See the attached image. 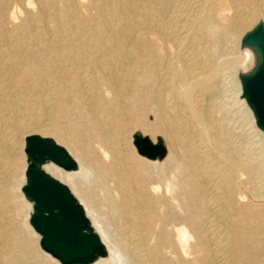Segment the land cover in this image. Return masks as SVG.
<instances>
[{
    "label": "bare ground",
    "instance_id": "6f19581e",
    "mask_svg": "<svg viewBox=\"0 0 264 264\" xmlns=\"http://www.w3.org/2000/svg\"><path fill=\"white\" fill-rule=\"evenodd\" d=\"M258 25L264 0H0V264L61 263L34 247L32 134L77 163L43 169L107 249L89 264H264V130L238 77Z\"/></svg>",
    "mask_w": 264,
    "mask_h": 264
},
{
    "label": "water",
    "instance_id": "95a60500",
    "mask_svg": "<svg viewBox=\"0 0 264 264\" xmlns=\"http://www.w3.org/2000/svg\"><path fill=\"white\" fill-rule=\"evenodd\" d=\"M243 43L258 48L260 61L256 68L241 76L242 95L247 100L259 128L264 130V26L258 25L246 34ZM138 151L149 158H162L166 147L162 141L153 144L135 134ZM27 167L22 187L33 202L30 224L40 234V247L62 264H89L107 254V249L93 230L84 208L67 185L43 169L53 162L66 170H75L76 161L54 139L32 134L25 138Z\"/></svg>",
    "mask_w": 264,
    "mask_h": 264
},
{
    "label": "rangeland",
    "instance_id": "374dc122",
    "mask_svg": "<svg viewBox=\"0 0 264 264\" xmlns=\"http://www.w3.org/2000/svg\"><path fill=\"white\" fill-rule=\"evenodd\" d=\"M246 33H249V30H247ZM242 46H243V44H242ZM243 48H245V47L243 46ZM238 77H241V74H239ZM236 89H237V87H236V85H235L234 90L236 91ZM242 96H243V95L241 94V95H240V98H242ZM135 134H140L139 130H137V132H135ZM25 137H26V136L23 137L24 148H25ZM43 137H49V138H52V137H50V136H43ZM157 139H158L159 141H162L161 136H157ZM24 148H23V152H22V153H21V152H18L17 155H18V157L20 158V160H22V161H21L22 164H27V157H26V154H25ZM21 158H22V159H21ZM24 230H25V232H26L27 235H32V232H31L28 228L24 227ZM34 247H35L36 249H38L39 251H43L42 248H41L40 245H39V242H37V244H35ZM58 262H59V261H58ZM59 263H60V262H59ZM60 264H61V263H60Z\"/></svg>",
    "mask_w": 264,
    "mask_h": 264
}]
</instances>
